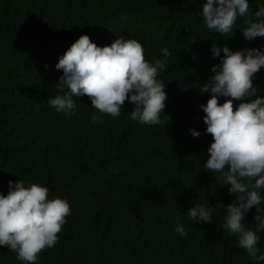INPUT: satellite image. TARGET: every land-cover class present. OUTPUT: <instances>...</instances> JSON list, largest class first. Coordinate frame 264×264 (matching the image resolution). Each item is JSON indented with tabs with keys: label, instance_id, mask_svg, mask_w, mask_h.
I'll use <instances>...</instances> for the list:
<instances>
[{
	"label": "trees",
	"instance_id": "1",
	"mask_svg": "<svg viewBox=\"0 0 264 264\" xmlns=\"http://www.w3.org/2000/svg\"><path fill=\"white\" fill-rule=\"evenodd\" d=\"M203 2L0 0V194H8L9 181L22 180L47 187L50 199L58 195L71 208L58 243L36 264H264L229 235L224 208L213 209L211 223L187 215L197 204L235 198L222 173L204 167L212 138L199 106L210 94L199 86L223 56L210 49L264 50V37L242 35L264 0H249L248 15L225 37L204 24ZM81 35L99 47L121 36L135 39L150 63L165 60L161 49H169L157 77L167 93L159 124L132 120L128 102L115 118L99 113L87 96L74 97L72 115L48 103L61 94L54 85L63 73L55 65ZM253 85L251 99L264 98V68ZM93 114L103 122L93 123ZM256 207L264 215V200ZM255 214V208L245 214L246 228L255 230ZM178 216L186 236L175 231ZM257 235L258 255L264 254V230ZM0 264L24 262L0 247Z\"/></svg>",
	"mask_w": 264,
	"mask_h": 264
},
{
	"label": "clouds",
	"instance_id": "2",
	"mask_svg": "<svg viewBox=\"0 0 264 264\" xmlns=\"http://www.w3.org/2000/svg\"><path fill=\"white\" fill-rule=\"evenodd\" d=\"M248 13L249 0H205L202 5L204 24L223 37L233 35L237 18ZM254 15L257 19L245 20L247 26L242 29L243 37L249 41L264 37V6ZM161 51L165 60L150 63L142 44L135 39L121 36L99 47L87 35H81L55 65L63 73L54 85L61 94L48 103L57 112L72 115L77 105L74 97L87 96L99 113L115 118L128 102L134 105L132 120L142 125L159 124L167 93L157 77L170 55L167 47ZM210 51L214 57H220L221 52L223 56L211 69L214 74L199 86L201 94H210L206 104L199 106L205 114V133L212 138L204 167L212 173H222L224 185L229 186L228 192L235 198L227 205L197 204L187 215L192 222L211 223L213 209L224 208V227L229 235L238 237L239 247L254 261H264L257 247V233L264 230V215L256 207L264 200V98L251 99L258 88L253 81L264 68V50L232 51L227 46L214 45ZM220 97L225 98L223 103ZM92 122L103 121L93 114ZM190 132L193 137L201 135L196 130ZM8 188L6 196L0 194V247L15 252L17 260L24 264H36L44 250L58 243L59 233L71 215L70 205L58 195L50 199L49 189L39 184L26 187L22 180L9 181ZM253 208L255 230L245 226V214ZM175 231L187 235L179 216Z\"/></svg>",
	"mask_w": 264,
	"mask_h": 264
}]
</instances>
